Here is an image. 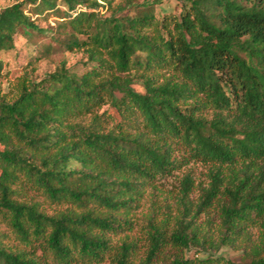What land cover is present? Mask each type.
<instances>
[{"label": "trees", "instance_id": "1", "mask_svg": "<svg viewBox=\"0 0 264 264\" xmlns=\"http://www.w3.org/2000/svg\"><path fill=\"white\" fill-rule=\"evenodd\" d=\"M185 1L178 18L160 19L146 4L124 14L139 8L133 0L109 1L108 16L96 0H24L0 10V53L15 50L16 36L28 47L50 36L31 63L54 53L86 57L82 73L62 60L40 81L25 77L14 99L0 95V219L24 246L0 237V264H101L104 234L131 225L122 216L137 208L142 188L191 164L208 166L200 200L188 202L192 179L184 176L176 227L167 235L150 223L141 264H155L167 244L237 247L239 262L226 264H264V0ZM50 17L55 32L37 24ZM3 69L0 59V78ZM131 71L141 72L143 93L131 88ZM86 116L91 124L76 121ZM29 191L68 207L47 215L19 201ZM214 208L216 240L195 222ZM130 249L111 264H129Z\"/></svg>", "mask_w": 264, "mask_h": 264}, {"label": "rangeland", "instance_id": "2", "mask_svg": "<svg viewBox=\"0 0 264 264\" xmlns=\"http://www.w3.org/2000/svg\"><path fill=\"white\" fill-rule=\"evenodd\" d=\"M22 1L24 0H0V10ZM109 1H111V7H114L119 0H108L101 9H96L102 16L109 15ZM133 1L139 8L130 9L124 14H129L130 16L136 15L144 7L142 4H146L153 7L157 19H160L163 15L178 18L187 6L185 0ZM25 9L26 11L32 12L33 6L26 4ZM63 10L68 15V12L64 8ZM32 17L35 18L34 15ZM57 21V18L50 17L47 21H38L37 24L44 28L51 27L55 32ZM54 32L50 33V35L54 34ZM149 33H151L150 30ZM49 38L50 36L48 38L41 37L36 44L28 47L24 38L16 36L15 50L0 53V59L4 65L3 76L0 78V95H6L8 98L14 99L18 93V85L25 77H28L31 81H40L46 75L53 73L62 60H66L67 69L78 73H82L85 70L86 66L84 64L86 63V57L80 51H74L70 54L54 53L38 63H31L30 60L35 55L39 43L46 42ZM139 75H141V72H130V76L133 79L131 88L136 92L143 93L144 89L141 85L142 79ZM117 96L119 95L117 94ZM103 109L107 108L104 107ZM103 109L98 111V114L102 113ZM107 113H111L110 109L107 110ZM76 121L87 126L91 124L92 117H80ZM106 124H108V128L112 126L110 122H106ZM184 176H190L192 179V190L188 194V202L192 206H195L199 202L202 195L201 190L208 183V166L202 164H191L182 167L174 171L168 178L157 180L154 185H147L145 188H142L143 192L137 208L130 212L129 215L122 216V219H129L131 225L120 229L117 228L114 231L104 234V240H106L109 249L101 264H111V258H114L119 249L124 245L131 246L128 257L129 264H141L148 254L151 242L149 237L150 223L153 222L157 226H163L167 235L175 229V219L182 210L179 202V192ZM19 201L36 203L40 205V209L47 215L58 213V211L68 207L53 204L41 194L30 191L28 192V196L19 199ZM101 211L105 212V210ZM195 222L196 224L202 225V232L204 231L211 235L212 239L216 237L219 226V216L216 208L212 209L208 214L201 213L195 218ZM96 232L100 233L98 231ZM252 234V237L255 238L257 233L253 230ZM0 237L6 246L12 247L14 250L24 249V246L16 239L11 227L1 219ZM241 254V250L237 247L221 246L217 248L215 244L213 247L204 244L183 250L167 244L163 248V251L159 253L158 257L153 260L155 264H170L175 257L190 261H199L212 257L215 262L211 264H226V261L239 262Z\"/></svg>", "mask_w": 264, "mask_h": 264}, {"label": "built area", "instance_id": "3", "mask_svg": "<svg viewBox=\"0 0 264 264\" xmlns=\"http://www.w3.org/2000/svg\"><path fill=\"white\" fill-rule=\"evenodd\" d=\"M97 3L101 4V5H104L106 3V0H96Z\"/></svg>", "mask_w": 264, "mask_h": 264}]
</instances>
